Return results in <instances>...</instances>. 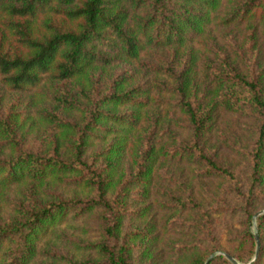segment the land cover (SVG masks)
Masks as SVG:
<instances>
[{"label": "trees", "instance_id": "16d2710c", "mask_svg": "<svg viewBox=\"0 0 264 264\" xmlns=\"http://www.w3.org/2000/svg\"><path fill=\"white\" fill-rule=\"evenodd\" d=\"M259 21L264 0H0V83L32 91L36 108L28 117L18 100L2 112L0 96V264H154L162 247L186 264H204L223 248H203L212 221L204 211L193 219L192 194H170L169 200L161 189V216L149 198L161 166L171 162L204 164L207 177L238 183L208 153L219 111L255 120L244 230L228 251L248 263L257 249L250 225L264 199ZM237 26L244 27L240 45L197 48L213 28ZM163 51L172 58L168 67H147L152 77L139 83L149 64L144 58ZM121 62L137 68L101 88V69ZM33 133H40V143ZM55 186L90 195L65 196ZM133 188L137 205L130 200ZM17 190L21 196L10 201L7 194ZM84 216L94 219H85L84 234L87 223H96L94 240L69 243L92 249L95 257L75 259L52 249L55 239H67L61 228ZM257 221L261 246L253 264H264V214ZM208 264L234 263L216 255Z\"/></svg>", "mask_w": 264, "mask_h": 264}, {"label": "rangeland", "instance_id": "374dc122", "mask_svg": "<svg viewBox=\"0 0 264 264\" xmlns=\"http://www.w3.org/2000/svg\"><path fill=\"white\" fill-rule=\"evenodd\" d=\"M258 24V40L260 45L259 55L263 58L264 57V21L257 22ZM243 26H237L234 28H226V27H215L213 28L209 34L206 35L205 41L206 43H199L197 48H199L200 52L204 48L205 44L209 42H214L217 44V47L223 46L225 43H230L233 45L241 44V36L243 31ZM260 38V39H259ZM225 51L226 46H225ZM166 51L160 52L154 55H148L144 60L145 63L148 64L144 68L145 76H139V83L142 81L148 80L147 78L152 77V73L147 72V67H151L152 65L155 66L156 71L160 69L161 66L163 68L168 67L172 58L170 53H165ZM199 52V53H200ZM229 52V50L227 51ZM162 54V55H161ZM161 55V57H160ZM258 55V56H259ZM257 56V53H256ZM160 59H159V58ZM201 57V53H200ZM204 55H202L201 59L198 61V70H201V66L204 63ZM163 58V59H162ZM178 58V57H177ZM179 60V59H177ZM161 62V65H160ZM122 63V62H121ZM136 64L134 63H122L117 64L113 67L103 68L101 69L102 73H106L101 75V88L106 87V82H110L121 76L124 72H126L130 68H134ZM262 67V66H261ZM108 71V72H107ZM200 73V71H199ZM97 76V75H96ZM99 76V75H98ZM97 76V77H98ZM96 78V77H95ZM138 82H135L132 85H141ZM149 86V85H148ZM144 87V85H142ZM145 88V87H144ZM103 90V89H102ZM30 92H15L5 88L0 83V96L2 102V112H7V110L13 105V103H17L18 100V108L27 114L26 110H28V117L31 116L36 110L35 107L30 105ZM31 106V107H30ZM164 106V105H163ZM162 107L158 109L162 110ZM126 108L120 110L122 113L126 112ZM215 125L213 130L209 135V140L207 145L210 147L208 153L212 154L214 159L220 163L225 164L227 167L230 168L232 173L236 176L238 183L234 184L233 181L228 180L226 178L221 177H207L206 174L203 173L205 169V165H196L191 164L189 162H181L180 164L172 163L169 165L162 167L161 170L158 171L159 175L155 177L154 183H156L157 188L153 190L151 197L149 198L150 204H154L155 206V214L158 216L163 215L164 210H160L158 208V203L160 200H166V197L170 200L168 195H175L181 196L183 193H190L192 194V199L194 203L197 204V207L193 209V219L200 220L203 217V211L205 216H208L212 221V235H205L204 239V247L216 246L223 248L222 250H214L212 254L219 253V252H227L232 248H235L239 244V236L242 230H244V215H243V197L246 198L248 195V188L251 184V172H252V161L250 156V150L252 148L253 142V134L254 130L256 129L255 120L250 118V116H236L231 115L225 111H219L218 116L215 120ZM181 136L184 137L187 135L186 130H180ZM40 133H33L31 135V139L35 140V143L38 144L41 142ZM227 140V141H226ZM34 142V141H33ZM218 144H225L222 146H217ZM99 146V145H98ZM181 186V187H180ZM236 188V191L235 189ZM56 189L58 193L64 194L65 196H71L74 194H78L81 196H88L90 194H84L85 192H81L79 194V189L75 187H54L52 190ZM161 189L165 190V193H161ZM22 191H12L7 194V198L10 201L16 202L18 198L21 196ZM138 191L136 188L132 189L130 200L131 202L134 200V204L137 205L140 203V199L138 197ZM259 207L256 211L255 215L261 211H264V199L258 200ZM133 204V205H134ZM260 208V209H259ZM9 212V209L6 210V213ZM168 214V213H167ZM187 213L183 212L180 217L181 219ZM264 213L260 214L263 215ZM253 216L250 231L254 235L256 230L259 235L260 246H261V237L258 228V221L257 217ZM92 218V219H91ZM84 216L80 219L74 221L71 225L61 228V231L65 233L66 241L63 242L61 239H55V243L57 246L52 245L50 243L51 248L54 250H58L61 255L73 257L75 259L81 258H93L95 257V252L91 249L84 248L83 250L76 249L73 247L69 242L73 239L76 240H83V241H90L94 240L91 235L94 233L96 228V223L94 221V227H89L87 223V232L84 234L81 230V225L86 220H94L93 217ZM86 219V220H85ZM135 221V222H134ZM131 222L132 226H135L136 223L139 221L134 220ZM129 223V222H128ZM190 231V230H189ZM255 237V235H254ZM256 241V238H255ZM55 246V247H54ZM59 246V247H58ZM257 248V243H256ZM257 250V249H256ZM203 252L204 250H200ZM169 252V251H168ZM260 252V249H259ZM211 254V255H212ZM159 255V256H158ZM158 262L154 264H186V260L182 256H178L177 253H173L170 256L167 255L165 247L161 248L160 254H158ZM209 255L208 258L211 256ZM221 255V254H218ZM231 255V254H230ZM256 253L252 256L251 260L248 263L240 262V264H253L257 257L255 258ZM185 257V256H184ZM207 258V259H208Z\"/></svg>", "mask_w": 264, "mask_h": 264}, {"label": "water", "instance_id": "95a60500", "mask_svg": "<svg viewBox=\"0 0 264 264\" xmlns=\"http://www.w3.org/2000/svg\"><path fill=\"white\" fill-rule=\"evenodd\" d=\"M264 213V211L259 212L258 214L255 215V217H257L258 215ZM255 238H256V243H257V250H256V255L255 258L257 257L258 253H259V249H260V240H259V235L258 232L256 230L255 232ZM221 254L223 256H225L227 259H229L231 262H233L234 264H240L237 259H235L232 255L228 254L227 252H219V253H215L212 254L204 264H208L216 255Z\"/></svg>", "mask_w": 264, "mask_h": 264}]
</instances>
